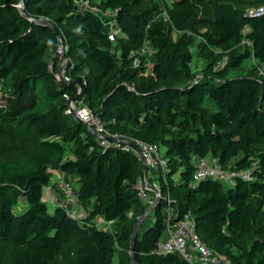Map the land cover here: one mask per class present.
I'll use <instances>...</instances> for the list:
<instances>
[{
  "label": "trees",
  "instance_id": "trees-1",
  "mask_svg": "<svg viewBox=\"0 0 264 264\" xmlns=\"http://www.w3.org/2000/svg\"><path fill=\"white\" fill-rule=\"evenodd\" d=\"M77 1L0 0V264H191L179 251L159 252L168 194L220 257L264 264V13L249 14L264 0H94L117 12L115 40L100 14L79 12ZM60 38L65 52L56 56ZM147 45L154 59L146 72ZM251 57L257 64L245 69ZM63 60L70 81L83 76L84 103L113 138L165 147L166 180L156 173L162 196L138 230L149 207L138 186L144 161L65 112V94L81 88L59 81ZM194 156L251 169L253 179L228 189L218 179L195 181ZM55 169L73 180L86 218L49 211L46 187L61 190ZM21 198L28 208L16 214ZM101 218L110 226L100 227Z\"/></svg>",
  "mask_w": 264,
  "mask_h": 264
},
{
  "label": "built area",
  "instance_id": "built-area-1",
  "mask_svg": "<svg viewBox=\"0 0 264 264\" xmlns=\"http://www.w3.org/2000/svg\"><path fill=\"white\" fill-rule=\"evenodd\" d=\"M99 0H97L98 2ZM94 0H78L77 9L79 12L86 10H94L98 12L109 30V38L115 40L120 32L117 20L116 11H102L98 9L94 4ZM163 13H166V8L163 9ZM264 13V8L250 9L249 14L260 15ZM70 80V78H69ZM69 99L70 97L65 94ZM73 110L75 115L85 122L92 130L99 133L101 141L106 142L107 138L114 137L111 134L105 123L96 115L92 108L84 102L74 103ZM65 112L69 115L72 114V108L67 107ZM115 142L119 145L123 144L125 148H134L133 145L139 149V155L146 164L144 173L140 177L138 186L142 198L149 203L150 208L155 205V200L158 196V192H161L160 183L157 180L149 182L147 180V173H162L163 178L166 180L167 159L160 153V146L156 143L141 140L139 138L121 139L116 136ZM196 170L194 172V180L199 181L205 178H213L222 180L229 185H233L237 178H243L245 180H252L253 175L251 169L245 170H231L223 168L216 157L206 156H194L193 157ZM69 177L65 176L60 180V191L55 190L53 186H47L45 189V195L48 200L55 204L56 207H62L75 219L82 220L87 217V211L84 209L80 198L75 193L73 184L69 181ZM149 190L156 192V197L151 198ZM157 190V191H156ZM168 202V219L165 237L159 244V252L168 253L172 251L181 252L185 258L191 264H233L231 260L220 257L212 248H210L201 238L197 231V223L194 216L190 212L179 214L175 212L174 207L171 205L170 194L166 196ZM153 207V208H154ZM175 216H179L176 221ZM174 217L175 222L171 223L170 219ZM111 220L101 218L98 220L100 227H109Z\"/></svg>",
  "mask_w": 264,
  "mask_h": 264
},
{
  "label": "rangeland",
  "instance_id": "rangeland-1",
  "mask_svg": "<svg viewBox=\"0 0 264 264\" xmlns=\"http://www.w3.org/2000/svg\"><path fill=\"white\" fill-rule=\"evenodd\" d=\"M160 0H157V2H159ZM167 10V9H166ZM161 16L163 17L165 23L167 24V26H171L170 25V21H169V12L167 10L166 13H163L161 14ZM172 28V27H170ZM173 35L174 37L178 35V33H175L174 30H173ZM63 46V45H62ZM64 48V47H63ZM65 52V49L64 51H61V49H59V55H63ZM141 52L143 54V64L145 65V68H146V72L150 69V67L152 66V62H153V59H154V50L153 48L150 46V45H147L145 46L143 49H141ZM193 52L195 54V58H194V61H193V66L195 68H199L201 67V65L203 64L202 63V60H200L198 57H197V50L196 48L193 49ZM228 56L224 57L223 59V62H225L227 60ZM257 64V61L251 57L249 59H247L245 62H244V68L245 69H248L254 65ZM66 72V62L63 60V62H61L60 66H59V71H58V76L62 79V76L63 74ZM231 76L234 77V76H237V73L236 71L232 72L231 73ZM215 109V108H214ZM110 138H113V137H109L108 139ZM165 151V147L163 145H160V153L161 155H163ZM178 177V174L175 175V178ZM52 182L56 181V176H55V173L53 172V177H52ZM55 179V180H54ZM69 181L73 184V180L72 179H69ZM60 183V180L58 181ZM58 184V183H57ZM225 184V187L228 189L230 187V185L228 183H224ZM44 200L45 202L47 203V206H48V209L51 213H54L55 209H56V205L51 203L47 196L45 195L44 196ZM28 208V205H27V201L24 199V198H21L18 202V204L15 206L14 208V212L16 214H19V213H22L23 211H25L26 209ZM154 222V218L152 216H150L147 221H146V225H145V228L152 225ZM115 260V264H118V260L117 258H114Z\"/></svg>",
  "mask_w": 264,
  "mask_h": 264
},
{
  "label": "water",
  "instance_id": "water-1",
  "mask_svg": "<svg viewBox=\"0 0 264 264\" xmlns=\"http://www.w3.org/2000/svg\"><path fill=\"white\" fill-rule=\"evenodd\" d=\"M21 7L23 8V1H22V3H21ZM49 24H51V23H49ZM54 29H55V31L60 35V32L58 31V29H57L56 27H55ZM60 49H61V51H64V48H63V46H62V40H61V38H60ZM58 55H59V51L57 52L56 56H58ZM57 77H58L59 81H60L61 83H63V84L70 83V84H79V85H80V88H81L80 92L78 93L77 96H73V97L69 98L68 101H67V105H68V107L72 108V114H73V116H74L77 120L82 121L79 117H77V116L75 115V110H73V104H74V103H81V102H84L85 94H86V88H85V82H84V78H83V76H79V77L76 78L75 80H71V81H70L68 75H67L66 72H65V73L63 74V76H62V79H61L59 76H57ZM82 122H83V121H82ZM84 123H85V122H84ZM85 124H86V123H85ZM113 139L115 140V138H110V140H113ZM133 146H134V148L139 152L138 147L135 146V145H133ZM145 167H146V164L144 163V169H145ZM156 191H157V190H156ZM157 192H158V196H157V198H156V200H155V205H157V204L159 203L160 198H161V196H162V193H161L160 191H157ZM153 207H154V205H152L150 208H148V210H147V212L144 214V216L141 217V219L139 220V224L136 226V230H138V228L140 227V225L142 224V222L146 219V217L148 216V214L152 211ZM178 219H179V216H175V220L177 221Z\"/></svg>",
  "mask_w": 264,
  "mask_h": 264
},
{
  "label": "crops",
  "instance_id": "crops-1",
  "mask_svg": "<svg viewBox=\"0 0 264 264\" xmlns=\"http://www.w3.org/2000/svg\"><path fill=\"white\" fill-rule=\"evenodd\" d=\"M169 2H171L172 0H168ZM261 7H263L264 8V6H261ZM260 6H259V8H261ZM254 9H258L257 7H254ZM54 173H55V176H56V181H54L53 183H58V185H59V180H61L63 177H65L66 176V174L64 173V172H62L61 170H58V169H55L54 170ZM156 173H153V172H148L147 173V180L149 181V182H152V181H154V180H156ZM55 180V179H54ZM50 186H53V184L52 185H50ZM151 192H150V197L152 198H155L156 197V192L154 191V190H150Z\"/></svg>",
  "mask_w": 264,
  "mask_h": 264
}]
</instances>
